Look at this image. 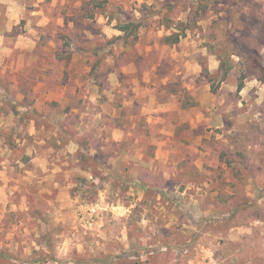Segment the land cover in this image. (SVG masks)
I'll return each instance as SVG.
<instances>
[{
	"label": "rangeland",
	"instance_id": "374dc122",
	"mask_svg": "<svg viewBox=\"0 0 264 264\" xmlns=\"http://www.w3.org/2000/svg\"><path fill=\"white\" fill-rule=\"evenodd\" d=\"M205 3L0 0V264H264V0Z\"/></svg>",
	"mask_w": 264,
	"mask_h": 264
},
{
	"label": "trees",
	"instance_id": "16d2710c",
	"mask_svg": "<svg viewBox=\"0 0 264 264\" xmlns=\"http://www.w3.org/2000/svg\"><path fill=\"white\" fill-rule=\"evenodd\" d=\"M212 3H211V0H207V3H205L202 8L204 9H207L208 6H210ZM215 36H214V39L216 40V42L218 40H220L222 38V36H220L217 32H219V29H218V24H215ZM131 26H132V23H128V24H124V25H119L118 27V30L120 32H123L125 33V36H123L122 39H124L125 37H129L133 30L131 29ZM180 39V35L178 33H175V34H171L169 36H166L164 37L162 40H163V44L166 45V46H173L175 45L176 43H178ZM233 45H235V47L237 46V42L235 41V39L232 41ZM236 51H233L232 49H230V47H228L226 50H222L220 54H217V58L220 62V65H219V72L222 74V80H224L228 75L229 73L231 72V70L233 69V65H232V62L230 60L231 56L233 55H236L235 53ZM243 88V84L240 83L237 87V90L240 91L241 89ZM213 92H215V89L213 90Z\"/></svg>",
	"mask_w": 264,
	"mask_h": 264
},
{
	"label": "crops",
	"instance_id": "0c3cea01",
	"mask_svg": "<svg viewBox=\"0 0 264 264\" xmlns=\"http://www.w3.org/2000/svg\"><path fill=\"white\" fill-rule=\"evenodd\" d=\"M2 43H3V39L0 38V46L2 45Z\"/></svg>",
	"mask_w": 264,
	"mask_h": 264
}]
</instances>
